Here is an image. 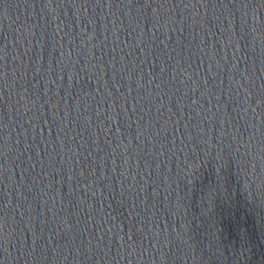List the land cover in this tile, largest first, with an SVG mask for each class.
I'll list each match as a JSON object with an SVG mask.
<instances>
[{
    "label": "water",
    "instance_id": "water-1",
    "mask_svg": "<svg viewBox=\"0 0 264 264\" xmlns=\"http://www.w3.org/2000/svg\"><path fill=\"white\" fill-rule=\"evenodd\" d=\"M0 264H264V0H0Z\"/></svg>",
    "mask_w": 264,
    "mask_h": 264
}]
</instances>
